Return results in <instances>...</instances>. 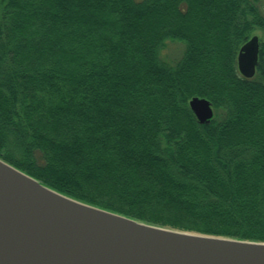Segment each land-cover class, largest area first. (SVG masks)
I'll return each instance as SVG.
<instances>
[{
  "label": "trees",
  "instance_id": "1",
  "mask_svg": "<svg viewBox=\"0 0 264 264\" xmlns=\"http://www.w3.org/2000/svg\"><path fill=\"white\" fill-rule=\"evenodd\" d=\"M258 28L260 0H0V157L141 221L264 241V41L253 77L237 65Z\"/></svg>",
  "mask_w": 264,
  "mask_h": 264
},
{
  "label": "water",
  "instance_id": "2",
  "mask_svg": "<svg viewBox=\"0 0 264 264\" xmlns=\"http://www.w3.org/2000/svg\"><path fill=\"white\" fill-rule=\"evenodd\" d=\"M260 38L240 47L237 65L253 77ZM189 106L200 123L210 99ZM0 264H264V241L141 221L60 192L0 157Z\"/></svg>",
  "mask_w": 264,
  "mask_h": 264
},
{
  "label": "rangeland",
  "instance_id": "3",
  "mask_svg": "<svg viewBox=\"0 0 264 264\" xmlns=\"http://www.w3.org/2000/svg\"><path fill=\"white\" fill-rule=\"evenodd\" d=\"M260 4L264 8V0H260ZM254 34H257L260 40L264 41V29H256ZM184 46L185 44L181 40L167 39L165 46L162 48V57L172 62L181 56Z\"/></svg>",
  "mask_w": 264,
  "mask_h": 264
}]
</instances>
